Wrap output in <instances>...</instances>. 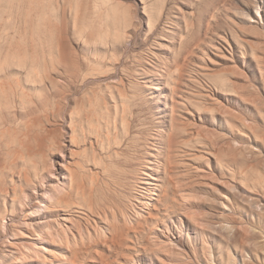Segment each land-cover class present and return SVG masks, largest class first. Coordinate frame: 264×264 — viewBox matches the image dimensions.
Returning a JSON list of instances; mask_svg holds the SVG:
<instances>
[{
	"label": "rangeland",
	"instance_id": "rangeland-1",
	"mask_svg": "<svg viewBox=\"0 0 264 264\" xmlns=\"http://www.w3.org/2000/svg\"><path fill=\"white\" fill-rule=\"evenodd\" d=\"M0 102V182L42 201L76 186L12 264H264V0H0ZM129 125L142 158L101 209L97 135L129 145ZM169 153L186 198L163 200ZM36 204L8 206L10 232Z\"/></svg>",
	"mask_w": 264,
	"mask_h": 264
},
{
	"label": "bare ground",
	"instance_id": "bare-ground-1",
	"mask_svg": "<svg viewBox=\"0 0 264 264\" xmlns=\"http://www.w3.org/2000/svg\"><path fill=\"white\" fill-rule=\"evenodd\" d=\"M80 19V18H79ZM79 19H76L75 21V24L79 21ZM78 20V21H77ZM86 20V19H85ZM81 21V20H80ZM84 21V19H83ZM88 21V20H87ZM96 22V21H95ZM83 23H86V22H83ZM82 23V24H83ZM89 23V21L87 22ZM91 23V21H90ZM81 24V23H79ZM81 24V25H82ZM94 24V23H93ZM104 24V22H103ZM102 24V25H103ZM91 25V24H90ZM119 25V24H118ZM117 25V26H118ZM77 26V24H76ZM75 26V27H76ZM96 26V25H95ZM117 26L115 28H117ZM121 26V25H120ZM84 27V26H82ZM81 27V28H82ZM87 27V26H85ZM84 27V28H85ZM98 27V26H97ZM113 27V25H112ZM122 27V26H121ZM92 28H95V27H92ZM119 28V27H118ZM62 29V28H61ZM73 29L74 28V25H73ZM78 29V28H77ZM88 29V27L86 28ZM85 29V30H86ZM121 29V28H120ZM83 29V31L80 32V34L82 32L85 31ZM87 31V30H86ZM110 31V30H108ZM113 31H114V28H113ZM62 32V31H61ZM79 32V31H78ZM100 33V31H98ZM98 32H97V35H98ZM102 32V31H101ZM85 33V32H84ZM116 33V30L114 31V35ZM62 34V33H61ZM112 34V33H111ZM118 34V33H117ZM123 34V33H122ZM60 35V34H59ZM85 35V34H83ZM96 33H95V36L97 37ZM101 35V34H100ZM104 35V33H103ZM110 35V34H109ZM121 36V34H119ZM118 35V36H119ZM107 36V34H106ZM105 36V37H106ZM113 36V35H112ZM117 36V37H118ZM94 38L97 39V38ZM99 37H102L99 36ZM104 37V36H103ZM104 37V39H105ZM108 37V36H107ZM106 37V38H107ZM123 37V36H122ZM116 38V37H114ZM121 38V37H120ZM109 39V38H108ZM118 39V38H117ZM116 39V40H117ZM119 40H122V39H119ZM60 42V41H59ZM103 42V40H102ZM96 44V43H95ZM59 48V47H58ZM61 57V56H60ZM103 66V65H101ZM104 67V66H103ZM60 73V72H59ZM108 74V73H107ZM85 77V76H84ZM85 82V81H84ZM66 85V84H65ZM82 85V84H81ZM57 87V86H56ZM106 87V86H105ZM107 88V87H106ZM109 88V87H108ZM15 91V90H14ZM23 91V90H22ZM91 92V91H90ZM22 101V100H21ZM28 101V99H27ZM95 101V100H94ZM1 103V102H0ZM90 103V102H89ZM57 104V102H56ZM80 104V103H79ZM91 104V103H90ZM95 104V103H94ZM25 106V105H24ZM43 106V105H42ZM45 106V105H44ZM83 106V105H82ZM86 106V105H85ZM76 107V106H75ZM81 107V106H80ZM27 108V107H26ZM45 108V107H44ZM57 108V107H56ZM78 108V107H76ZM22 109V108H21ZM83 109V108H82ZM91 109V108H90ZM94 109V108H93ZM48 110V109H47ZM46 110V111H47ZM85 110V109H84ZM33 111V110H32ZM91 111V110H90ZM35 112V111H34ZM54 112V111H53ZM94 112V110H93ZM89 113V112H88ZM51 114V112L49 113V115ZM54 114V113H53ZM56 114V112H55ZM75 116L76 115V112L74 113ZM72 115V114H71ZM52 116V115H51ZM54 116V115H53ZM46 117V116H45ZM66 117V116H65ZM91 117V116H90ZM89 117V119H90ZM47 118V117H46ZM45 118V119H46ZM75 119V117H73ZM87 118V117H86ZM85 118V119H86ZM33 119V118H32ZM31 119V120H32ZM97 119H100V118H97ZM29 120V121H31ZM35 120V119H34ZM73 120V119H72ZM79 120V119H78ZM87 120V119H86ZM28 121V122H29ZM83 120H81V123L79 124H85L82 123ZM30 123H28L27 125L29 126ZM25 125V124H24ZM32 124H30L31 126ZM41 125V124H40ZM70 125V124H69ZM27 126V127H28ZM81 127V126H80ZM95 127V126H94ZM98 127V126H97ZM29 128V127H28ZM32 128V126H31ZM83 128V126H82ZM81 128V129H82ZM27 129V128H25ZM42 129V128H41ZM45 129V128H44ZM76 129V128H75ZM92 129V127H91ZM83 132H84V129H82ZM175 130V129H174ZM173 130V131H174ZM74 131V130H73ZM78 131L80 132L79 128H78ZM5 132V131H4ZM30 132V131H29ZM49 132V131H48ZM76 133V131H74ZM82 132V131H81ZM82 132V133H83ZM172 132V131H171ZM71 133V132H70ZM81 133V135H82ZM176 133V132H175ZM24 134V133H23ZM73 134V133H72ZM132 130H131V127L130 125L128 126L127 128V131H126V136L127 137H130V143L128 145V143H125L124 144V141H120V142H115V138L113 136V134L109 131L108 135H104L102 132H99L98 133V137H99V141L101 143V147L103 148L104 151H106V155H107V161H105L102 165V167L100 166L99 169H100V172H98V175L100 176H96L97 177V180L99 182V187H98V184H96L95 187H92V191H91V196L94 197L96 200L95 202L99 203L100 204V208H101V205L104 206V207H110L112 209H116L118 204L122 202L123 200V194H124V191L126 190V184L129 180H131L132 178H134L135 174H136V171H135V167L137 166V159L134 158L135 156L132 155L131 153V149L134 148L135 152H136V155L139 156V158H142L140 154V151L138 149V145H137V141L135 140L134 137H132ZM13 135V134H12ZM29 135L26 134V136ZM57 135V134H56ZM75 135V134H74ZM73 135V136H74ZM79 135V134H77ZM81 135H79V139L80 137H82ZM84 135V134H83ZM14 136V135H13ZM37 136V135H36ZM72 136V137H73ZM25 137V136H24ZM52 137V136H51ZM55 137V136H54ZM53 137V138H54ZM58 137V136H57ZM56 137V139H57ZM76 137V136H74ZM73 137V140L75 139ZM78 137V136H77ZM125 137V136H124ZM151 137V136H149ZM12 138V137H11ZM15 138V137H14ZM45 138V137H44ZM49 138V137H48ZM95 138V137H94ZM122 138V137H121ZM143 138V136H142ZM78 139V140H79ZM123 139V138H122ZM151 139V138H150ZM18 140V139H17ZM25 140V139H24ZM72 140V141H73ZM77 140V139H76ZM13 142V141H12ZM37 142V141H35ZM40 142V141H39ZM43 142V141H42ZM40 142V143H42ZM81 142V141H80ZM182 142V141H181ZM185 142V141H184ZM14 143V142H13ZM39 143V144H40ZM56 143V142H55ZM72 143V142H71ZM77 143V142H76ZM177 143V142H176ZM59 144V143H58ZM57 144V145H58ZM75 144V143H74ZM178 144V143H177ZM184 144V143H183ZM13 145V144H12ZM19 145V144H18ZM21 145V143H20ZM38 145V144H37ZM36 145V146H37ZM116 145V146H115ZM182 145V144H181ZM186 145V143H185ZM6 146V145H5ZM11 146V145H10ZM56 145H54L55 147ZM74 146V145H73ZM77 146V145H76ZM83 146V145H82ZM115 146V147H114ZM23 148V147H22ZM38 148V147H37ZM51 148V147H50ZM49 148V149H50ZM53 148V147H52ZM115 148V149H114ZM4 149V148H3ZM6 149V148H5ZM25 149V148H24ZM23 149V150H24ZM86 149V148H85ZM28 150V149H26ZM54 150V149H53ZM59 150V149H58ZM102 151V150H101ZM19 153V152H18ZM38 153V151H37ZM40 153V152H39ZM13 154V153H12ZM42 154V152H41ZM94 154V153H93ZM16 155V154H15ZM20 155V154H19ZM24 155V154H23ZM26 156L28 154H25ZM33 155V154H32ZM40 156V154H38ZM12 156V155H11ZM18 156V155H17ZM25 156V157H26ZM29 156V155H28ZM27 156V157H28ZM43 156V155H41ZM48 157V156H47ZM14 158V157H13ZM16 158V157H15ZM14 158V160L16 161V159ZM44 158V157H43ZM39 160V159H38ZM8 161V159H7ZM22 161V160H21ZM18 162V161H17ZM12 163V162H11ZM14 163V162H13ZM37 163V162H36ZM35 163V164H36ZM39 163H42L40 162L39 160ZM44 163V162H43ZM15 164V163H14ZM34 164V165H35ZM184 166V165H183ZM3 167V166H2ZM5 167V166H4ZM3 167V168H4ZM178 167V166H177ZM191 167V166H190ZM7 168V167H5ZM185 168V166H184ZM187 168V167H186ZM10 169V168H8ZM7 169V170H8ZM148 169L149 170H153V167L151 166H148ZM41 170V169H40ZM174 161H173V157L169 154H167L166 156V163H165V171H164V180H165V187L163 189V200L164 198L166 199V201H169V197L172 196V198H174V200L176 199V197H178L179 194H182L183 197H187V194L185 193V189L184 187L180 184V181L179 179H177L174 175ZM187 170V169H186ZM189 170V169H188ZM28 171V170H27ZM4 172V171H2ZM1 172V174H2ZM9 172V171H8ZM33 172V171H32ZM42 172V171H41ZM54 172V171H53ZM64 172V171H63ZM177 172V171H176ZM10 173H13L10 172ZM34 173V172H33ZM36 173V171H35ZM34 173V175H35ZM74 173V171H73ZM100 173V174H99ZM5 174V173H4ZM18 174V173H17ZM51 174V173H50ZM53 174V173H52ZM58 174V173H57ZM63 174V173H62ZM190 174V173H188ZM13 175V174H12ZM37 175V174H36ZM35 175V179H30L28 180V183H34V181L38 178H40V176H37L36 177ZM93 175V174H92ZM5 176V175H4ZM8 176V175H7ZM19 176V175H18ZM57 176V175H56ZM23 177V176H22ZM94 177V176H93ZM12 178V177H11ZM10 178V179H11ZM44 178V175L42 174V180ZM56 178V177H55ZM92 178V177H91ZM151 178L155 179V177H152ZM190 178V176H189ZM188 178V179H189ZM83 179V178H82ZM58 182L57 183H60V181L58 179H56ZM93 180V179H92ZM96 180V179H95ZM22 181V180H21ZM24 181V179H23ZM13 182V181H12ZM88 182V181H87ZM91 182V181H90ZM93 182V181H92ZM11 183V182H10ZM25 183V182H24ZM260 183V182H259ZM17 184V183H16ZM42 184V183H41ZM93 183H91L92 185ZM184 184V183H183ZM264 184V183H263ZM5 184L3 183V181L0 182V241L2 242V247L4 248L3 250H1L0 252V264H12V262H16L18 263L24 256H31L34 252L36 254H38V246L40 243H42L43 240L47 239V238H52L54 239L55 238V232H54V229L51 225V222L50 220H47L46 218H43L42 215L40 214V210H41V207H44L42 206V204L44 203V200L47 202H49V204L51 203V206L52 207H60V209H69L71 205H69V202H68V197H70L72 191L75 190V187H71L70 191H68L69 193H53L51 195V200L52 201H49V199H46V197H44V195H41V198L43 199L42 200H39L38 197L36 198L35 196V192L34 190H31V194L28 192V190L25 192L23 191L22 193H19L18 189L16 187L14 188H8V187H5L4 186ZM22 185V184H21ZM84 185V183H83ZM88 185V184H87ZM89 186V185H88ZM79 187V186H78ZM203 187V186H202ZM259 187V186H258ZM89 188V187H88ZM22 189V188H21ZM88 191V190H87ZM78 192V191H77ZM83 192V191H82ZM162 192V191H161ZM190 192V191H189ZM39 193V192H38ZM142 193V192H141ZM148 193V192H147ZM191 193V192H190ZM24 194V195H23ZM84 194V193H83ZM23 195V196H22ZM37 195V194H36ZM84 196V195H83ZM81 196V197H83ZM86 196V195H85ZM181 196V195H180ZM89 198V196H87ZM40 198V199H41ZM73 198V197H72ZM76 198V197H75ZM84 198V197H83ZM87 198V199H88ZM38 201H37V200ZM85 199V198H84ZM86 199V200H87ZM181 199V198H180ZM227 199V198H226ZM36 200V201H35ZM76 200V199H75ZM85 200V201H86ZM144 200V199H143ZM154 200V199H153ZM174 200L172 202H174ZM177 200V199H176ZM224 200V199H223ZM257 200V199H256ZM73 201V200H72ZM84 201V200H83ZM129 201V200H128ZM197 201V199H196ZM34 202H37L38 204H36L32 209V211L30 210V214L26 217V219H24L21 223H20V228L19 229H16L14 230L15 232H10V229H11V226L9 227L7 225V217H6V214H7V211H8V206H10L12 208V211L17 209L19 204L21 203H24L26 206H31ZM161 202V201H160ZM159 202V203H160ZM187 202V201H186ZM258 202V201H257ZM3 203V204H2ZM78 203V202H77ZM76 203V204H77ZM87 204L89 203L86 202ZM97 203H95L97 205ZM176 203V202H175ZM222 203V202H221ZM226 203V202H225ZM228 203V202H227ZM259 203V202H258ZM72 204V203H71ZM79 204V203H78ZM85 204V202H84ZM163 204V203H161ZM172 203H170L171 205ZM187 204V203H186ZM261 204V203H260ZM73 205V204H72ZM129 205V204H128ZM177 206L179 205L176 204ZM183 205V204H182ZM264 205V204H263ZM175 206V208L177 207ZM195 206V205H194ZM225 206V205H224ZM232 206V205H231ZM258 206V205H257ZM74 207H77L76 205ZM95 207V206H94ZM169 207V205L167 206ZM180 207V205L178 206ZM223 207V206H222ZM72 208V207H71ZM78 208V207H77ZM88 208V207H87ZM96 208V207H95ZM99 208V207H98ZM103 208V207H102ZM101 208V209H102ZM227 208V207H225ZM260 208V207H259ZM3 209V210H2ZM104 209V208H103ZM108 209V208H107ZM121 209V208H120ZM158 209V208H157ZM166 209V208H165ZM164 209V210H165ZM168 209V208H167ZM172 209H174L172 207ZM171 209V210H172ZM177 210L178 209H181V208H176ZM234 209V208H233ZM92 210V209H90ZM119 210V209H118ZM170 210V208H169ZM228 210V209H227ZM226 210V211H227ZM21 211L23 212L24 209H21ZM43 211V210H42ZM97 211V210H96ZM101 211V210H100ZM105 211V210H104ZM168 211V210H167ZM166 211V213H167ZM194 211V210H193ZM252 211V210H251ZM258 211V210H257ZM10 212V211H8ZM26 212V211H25ZM165 212V211H164ZM173 212V211H171ZM188 212V211H187ZM230 212V211H229ZM255 212V211H254ZM21 213V212H20ZM76 213V212H75ZM169 213V212H168ZM178 213V212H177ZM12 214V226L15 227V225L17 224V219H18V216L15 215L14 213H11ZM118 214V213H117ZM171 214V213H170ZM169 214V215H170ZM176 214V213H175ZM222 214V213H221ZM258 214V213H257ZM121 215V214H120ZM165 215H168V214H165ZM260 215V214H259ZM73 216V215H72ZM223 216V215H222ZM67 217V216H66ZM165 217V216H163ZM194 216H192L193 218ZM150 218V216H149ZM148 218V219H149ZM145 220V219H144ZM190 220V219H189ZM7 221V222H6ZM10 221V222H11ZM148 221V220H147ZM150 221V220H149ZM227 223V222H226ZM15 224V225H14ZM144 224V223H143ZM142 224V225H143ZM66 225V224H65ZM199 225V223H198ZM197 225V226H198ZM221 225V224H220ZM238 225V224H237ZM140 226V225H139ZM62 227H65V226H62ZM210 227V226H209ZM214 228V227H213ZM216 230L218 229L217 226L215 227ZM242 228V227H241ZM25 230V231H24ZM220 230V229H219ZM137 231V229H136ZM20 232H22L24 234L25 237H22L20 235ZM218 232H223L222 230L221 231H218ZM244 232V231H243ZM141 233V232H140ZM251 233V232H250ZM219 234H222V233H219ZM224 234V233H223ZM239 234V233H238ZM233 235V234H232ZM231 236V235H230ZM238 236V235H236ZM256 236V235H255ZM254 236V237H255ZM137 237V236H136ZM232 237V236H231ZM234 237V236H233ZM253 237V236H252ZM257 237V236H256ZM8 238H12V240L14 241H9ZM113 238V237H112ZM237 238V237H236ZM27 239V241H26ZM242 239V238H241ZM244 239V238H243ZM242 239V240H243ZM260 239V238H259ZM21 240H25V242H22ZM225 240V239H224ZM236 240V239H235ZM256 240V239H255ZM21 241V243H20ZM245 241V239H244ZM234 242V241H233ZM74 243V242H73ZM226 243V242H225ZM228 243V242H227ZM232 243V242H231ZM249 243V242H248ZM262 243V242H261ZM251 244V243H250ZM226 245V244H225ZM228 245V244H227ZM236 245V244H235ZM46 248V247H45ZM44 248V249H45ZM178 248V246H177ZM212 248V247H211ZM220 250V249H218ZM242 250V249H241ZM33 252V253H32ZM74 253V252H73ZM216 255V254H215ZM235 255V254H234ZM254 255V254H253ZM85 256V255H84ZM236 258V257H234ZM85 259V258H84ZM221 259V258H220ZM219 259V260H220ZM225 259V257H224ZM237 259V258H236ZM82 260V259H81ZM80 260V261H81ZM176 260V259H175ZM223 261V260H222ZM225 261V260H224ZM84 262V261H83ZM246 262H248L246 260ZM216 263V262H215ZM228 263V262H227ZM225 263V264H227ZM230 263V262H229ZM222 264V263H221ZM237 264V263H236ZM253 264V263H252Z\"/></svg>",
	"mask_w": 264,
	"mask_h": 264
}]
</instances>
